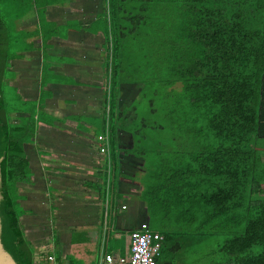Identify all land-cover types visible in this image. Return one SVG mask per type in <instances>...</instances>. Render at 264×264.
Listing matches in <instances>:
<instances>
[{"label": "trees", "instance_id": "1", "mask_svg": "<svg viewBox=\"0 0 264 264\" xmlns=\"http://www.w3.org/2000/svg\"><path fill=\"white\" fill-rule=\"evenodd\" d=\"M54 3L0 0L1 239L18 264H49L25 237L19 185L35 183L26 147L54 118L47 80L38 100L25 99L12 62L34 51L36 38L44 50L58 36L45 16ZM33 10L36 29L21 28ZM100 24L106 95L95 133L110 149L103 200L106 184L112 199L123 198L119 155L142 159L140 198L161 236L157 264H264V0H107ZM125 84L140 93L123 108ZM123 131L132 148L119 147ZM202 241L209 252H197Z\"/></svg>", "mask_w": 264, "mask_h": 264}, {"label": "crops", "instance_id": "2", "mask_svg": "<svg viewBox=\"0 0 264 264\" xmlns=\"http://www.w3.org/2000/svg\"><path fill=\"white\" fill-rule=\"evenodd\" d=\"M105 9L107 0H55L45 16L58 36L44 50L42 40L36 38L35 50L12 62L17 73L13 84L25 99L38 100L42 79L47 80L45 111L54 118V123L39 125L33 144L26 147L35 183L19 185L21 204L28 210L21 220L23 231L39 263L52 258L51 264H104L107 255L125 257L131 231L142 223L149 225L140 198L144 186L138 180L144 176L142 159L119 155L121 171L128 175L115 185L122 199H112L109 184L104 200L98 190L108 157L100 154L95 142L106 95V39L100 24ZM37 24L36 10L20 21L26 30L36 29ZM121 91L119 102L124 108L137 99L140 88L125 84ZM119 138L120 148L134 146L129 132H120ZM41 205L49 208L43 231L34 223Z\"/></svg>", "mask_w": 264, "mask_h": 264}, {"label": "built area", "instance_id": "3", "mask_svg": "<svg viewBox=\"0 0 264 264\" xmlns=\"http://www.w3.org/2000/svg\"><path fill=\"white\" fill-rule=\"evenodd\" d=\"M98 151L102 155L109 154V144L106 135H98L95 139ZM123 206L122 209H126ZM161 236L159 233L150 229L147 223H142L137 229L130 233V250L125 257L116 258L113 255H107L104 264H157L160 256ZM51 262L52 258H49ZM49 262V264H51Z\"/></svg>", "mask_w": 264, "mask_h": 264}, {"label": "rangeland", "instance_id": "4", "mask_svg": "<svg viewBox=\"0 0 264 264\" xmlns=\"http://www.w3.org/2000/svg\"><path fill=\"white\" fill-rule=\"evenodd\" d=\"M30 76H31V74H29ZM178 87H180V86H178ZM123 146L124 147H130V146H127V145H124L123 144ZM30 152V151H29ZM131 157H133V156H131ZM144 182H145V176H144ZM140 186V183L138 184V187ZM144 188H145V186H144ZM48 212H49V208L48 209H46L45 208V206L43 205V207H42V205H41V210H40V212H38L39 214H40V217H39V219L38 220H35L34 221V223H36L37 225L39 224V228L43 231L44 230V228L46 227V221H47V219L48 218H46V216L48 215ZM145 218V219H144ZM144 220H148V212H147V210H146V208H145V204H144ZM196 250H197V252L200 250V251H206V252H209L210 250H209V247H207V242L206 241H202V242H200L198 245H196ZM208 248V249H207ZM214 248H216L215 246H214ZM49 260V259H48ZM192 260H195L196 261V257H194ZM49 262H51V260H49ZM193 262V261H192ZM195 264H199L197 261H196V263Z\"/></svg>", "mask_w": 264, "mask_h": 264}, {"label": "water", "instance_id": "5", "mask_svg": "<svg viewBox=\"0 0 264 264\" xmlns=\"http://www.w3.org/2000/svg\"><path fill=\"white\" fill-rule=\"evenodd\" d=\"M0 182H1V175H0ZM2 201V195L0 192V204ZM2 225H3V218L0 214V264H18L14 257L6 250L4 244L2 243L1 234H2Z\"/></svg>", "mask_w": 264, "mask_h": 264}]
</instances>
